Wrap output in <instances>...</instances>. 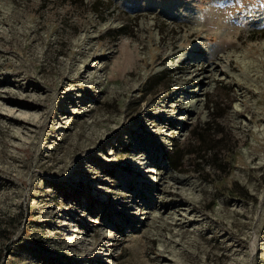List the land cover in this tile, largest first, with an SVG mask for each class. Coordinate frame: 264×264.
Wrapping results in <instances>:
<instances>
[{
  "label": "rangeland",
  "instance_id": "rangeland-1",
  "mask_svg": "<svg viewBox=\"0 0 264 264\" xmlns=\"http://www.w3.org/2000/svg\"><path fill=\"white\" fill-rule=\"evenodd\" d=\"M0 264H264V0H0Z\"/></svg>",
  "mask_w": 264,
  "mask_h": 264
},
{
  "label": "trees",
  "instance_id": "trees-1",
  "mask_svg": "<svg viewBox=\"0 0 264 264\" xmlns=\"http://www.w3.org/2000/svg\"><path fill=\"white\" fill-rule=\"evenodd\" d=\"M171 164H172L173 168H175V166L173 165V163H171Z\"/></svg>",
  "mask_w": 264,
  "mask_h": 264
}]
</instances>
